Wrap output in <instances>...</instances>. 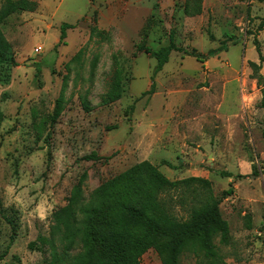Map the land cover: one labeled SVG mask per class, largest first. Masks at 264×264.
Instances as JSON below:
<instances>
[{"label": "rangeland", "instance_id": "1", "mask_svg": "<svg viewBox=\"0 0 264 264\" xmlns=\"http://www.w3.org/2000/svg\"><path fill=\"white\" fill-rule=\"evenodd\" d=\"M9 1L18 0H0L9 44L0 63V264H51L38 240L74 186L83 179L88 196L143 161L172 181L205 178L219 198L232 186L220 204L230 239L215 238L214 264H264V0H202L194 17L186 0H28L34 10L6 15ZM63 23L75 26L64 39ZM95 25L105 37L92 34ZM171 31L204 62L172 52L155 93L144 95L157 61L140 47L167 45ZM115 73L125 92L105 105ZM91 154L102 159H84ZM205 198L197 185L162 195L180 220ZM142 264L162 262L150 249ZM180 264L211 263L188 250Z\"/></svg>", "mask_w": 264, "mask_h": 264}, {"label": "trees", "instance_id": "2", "mask_svg": "<svg viewBox=\"0 0 264 264\" xmlns=\"http://www.w3.org/2000/svg\"><path fill=\"white\" fill-rule=\"evenodd\" d=\"M16 9L32 11L35 3L28 0L9 1L5 13L8 15ZM183 9L187 16L200 15L203 12L202 0H186ZM74 27L63 23L62 38H66V30ZM263 27L264 19L258 29L262 30ZM91 31L92 34L105 37L106 32L96 25ZM8 46L0 33V63L7 62ZM255 46L263 61L257 39ZM226 48L228 46L224 43L219 50ZM140 49L157 61L152 84L144 95L155 93V77L169 62L172 52H183L204 62V56L196 49L189 50L176 43L174 31L170 32L167 45L153 49L143 44ZM219 50H212L211 53ZM13 65L17 66L15 63ZM251 66L261 84L260 65L251 62ZM114 77L109 91L102 98L105 105L120 100L125 92L119 73H115ZM82 104L89 110L86 98L82 99ZM261 107L264 109V97ZM84 159L102 158L91 154ZM165 163L173 166L170 162ZM221 175L233 176L228 172H221ZM252 175L259 176V171L254 169ZM196 185L206 192V198L193 208L188 219L180 220L170 211L162 195L181 186ZM233 193L234 188L231 186L219 198L214 194L211 182L205 178L190 177L172 181L157 166L143 161L103 182L88 196L83 189L82 179L74 186L67 204L52 214L49 237H40L38 241L41 247L50 246L51 264H142L143 255L150 249L157 252L162 264H180L181 255L188 250L201 253L214 264L220 258L215 238L220 236L223 244H227L230 239L229 225L221 215L220 204ZM30 246L35 248L36 244Z\"/></svg>", "mask_w": 264, "mask_h": 264}]
</instances>
